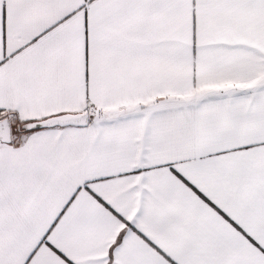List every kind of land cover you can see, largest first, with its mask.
<instances>
[{
	"label": "snow or ice",
	"instance_id": "snow-or-ice-1",
	"mask_svg": "<svg viewBox=\"0 0 264 264\" xmlns=\"http://www.w3.org/2000/svg\"><path fill=\"white\" fill-rule=\"evenodd\" d=\"M0 264H264V0H0Z\"/></svg>",
	"mask_w": 264,
	"mask_h": 264
}]
</instances>
